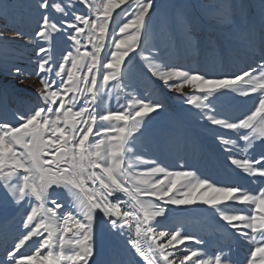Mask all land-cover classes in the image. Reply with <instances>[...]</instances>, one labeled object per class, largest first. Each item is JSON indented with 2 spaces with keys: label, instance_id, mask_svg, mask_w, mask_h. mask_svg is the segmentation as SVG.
<instances>
[{
  "label": "snow or ice",
  "instance_id": "obj_1",
  "mask_svg": "<svg viewBox=\"0 0 264 264\" xmlns=\"http://www.w3.org/2000/svg\"><path fill=\"white\" fill-rule=\"evenodd\" d=\"M217 7L221 22L229 23L235 5L223 0ZM35 10V37L49 44L39 47L34 73H28L41 85L36 103L26 112L0 107V195L23 209L21 237L0 264H96V234L103 224L125 238L139 257L136 264H235L230 247H193L206 242L179 228H161L163 220L196 205L211 208L221 227L247 242L244 264H264V188L252 193L142 159V129L164 104L137 95L142 86L154 95L147 85L157 83L182 94L230 164L264 178V152L256 158L249 151L257 142L264 146V0L259 24L231 39L234 49L259 51L254 66L218 72L176 63L170 49L156 42V0H35ZM55 33L71 42L59 60L50 52ZM24 35L0 32V42ZM209 51L212 59L217 52L221 61L227 58L226 49ZM7 71L23 76L20 67ZM114 89L117 103L123 95L126 105L102 110ZM228 97L250 98L253 106L235 115L221 106ZM29 241L35 246L31 254L22 250Z\"/></svg>",
  "mask_w": 264,
  "mask_h": 264
},
{
  "label": "rangeland",
  "instance_id": "obj_2",
  "mask_svg": "<svg viewBox=\"0 0 264 264\" xmlns=\"http://www.w3.org/2000/svg\"><path fill=\"white\" fill-rule=\"evenodd\" d=\"M131 2L135 5L137 0ZM222 2L223 0H156L157 10L152 14L156 42L161 47L170 49L176 63L193 68L200 67L218 72L224 70L225 66L230 70L243 68L246 63L254 66L260 55L259 51L249 53L243 49H234L231 39L234 33L243 31L249 24H259L260 0H230L235 7L229 23L221 22V10L217 6ZM2 5L0 32H4L8 37H14L16 32H23L25 35L22 39L0 42V107H6L9 112H26L36 103V90L41 87L38 78L34 74L28 76V73H34L39 47H49V44L35 37L40 20L39 13L35 10V0H2ZM126 19L117 17L119 22ZM152 42L153 37L149 36V45ZM70 43L65 33L53 34L50 42L52 56L59 60L70 48ZM210 47L226 49V60L221 61L218 52L216 58L212 59ZM139 61V57L134 60L136 71L141 67ZM14 67L22 69V77L9 75L7 70ZM147 89L154 95H147L143 86L137 95L148 100L158 98L164 108L158 114H152L146 127L142 129V159L154 160L169 170H194L198 176L217 184L238 186L252 193L264 188V178L244 174L230 164L228 154L216 139V135L206 126V122L200 120L197 110L185 103L182 94L168 91L158 83L147 85ZM116 92L114 89L111 98L105 97V102L101 105L102 110H123L126 99L121 95L117 103ZM221 106L239 115L249 110L253 101L245 97H228ZM249 151L259 158L264 152V146L257 142L255 148ZM242 155V152L237 154V158ZM148 166L153 165L140 167ZM22 216L23 209L4 201L0 195V258H4L6 250L21 237ZM221 223L211 208L196 205L192 206L188 214L174 213L168 220H163L161 228H179L206 242L205 245L193 244V247L209 249L211 246L210 250L213 251L217 246L224 247L225 251L230 247L231 256L240 254L243 259H233L235 264H244L250 246L233 235L230 228L221 227ZM108 227L103 224L97 229V233L101 234L97 250L100 259L108 249V245L102 240L104 233L109 231ZM34 248V244L29 241L22 250L31 254ZM100 259L95 260L96 264H110L108 260L101 262Z\"/></svg>",
  "mask_w": 264,
  "mask_h": 264
},
{
  "label": "bare ground",
  "instance_id": "obj_3",
  "mask_svg": "<svg viewBox=\"0 0 264 264\" xmlns=\"http://www.w3.org/2000/svg\"><path fill=\"white\" fill-rule=\"evenodd\" d=\"M109 231H106L103 235L102 240L105 242L106 245H108V249L106 252H104V257L100 259L99 253H97V250L100 246V237L101 234H96V255L94 256V260L100 259L102 260L106 259L110 262V264H136V261L139 259V257L133 256V254L128 250V247L126 246L125 238L121 235L116 234L114 231L110 229V226L108 227ZM222 247V246H217ZM209 249H211V246H209ZM240 257V254H236L232 256V259L237 261ZM104 262V261H103ZM107 264V262H106Z\"/></svg>",
  "mask_w": 264,
  "mask_h": 264
}]
</instances>
